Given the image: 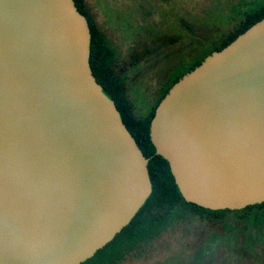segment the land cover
<instances>
[{"label":"water","instance_id":"1","mask_svg":"<svg viewBox=\"0 0 264 264\" xmlns=\"http://www.w3.org/2000/svg\"><path fill=\"white\" fill-rule=\"evenodd\" d=\"M90 36L74 0H0V264H79L151 192ZM149 129L186 201L264 202V17L174 82Z\"/></svg>","mask_w":264,"mask_h":264},{"label":"trees","instance_id":"2","mask_svg":"<svg viewBox=\"0 0 264 264\" xmlns=\"http://www.w3.org/2000/svg\"><path fill=\"white\" fill-rule=\"evenodd\" d=\"M74 3L84 14L79 0ZM263 17L264 4L247 13L242 26L219 49ZM88 24L92 73L103 92L114 101L123 123L148 158L151 192L129 223L93 256L79 264H120L176 223L204 227L201 232L194 230L197 239L187 245V253L178 255L177 264H264V202L240 209H208L188 202L179 192L168 161L155 153L149 135L151 118L158 102L182 74L169 76L170 80L164 84L150 112L144 117L137 116L122 73L113 65V46L99 34L91 21Z\"/></svg>","mask_w":264,"mask_h":264},{"label":"rangeland","instance_id":"3","mask_svg":"<svg viewBox=\"0 0 264 264\" xmlns=\"http://www.w3.org/2000/svg\"><path fill=\"white\" fill-rule=\"evenodd\" d=\"M137 3L113 0V5L99 3L94 10L105 14L99 31L115 50L113 65L122 73L134 113L144 117L161 93L168 68L174 69L175 62L183 58L174 70L177 72L182 65L213 49L211 40L216 41V37L205 43L196 39V35H202L203 26H212L216 36L222 30L232 31L246 13L264 4V0H147L145 12ZM192 50L195 52L191 58H181ZM194 230L201 232L204 227L176 223L120 264H177L178 255L187 253V245L196 241Z\"/></svg>","mask_w":264,"mask_h":264},{"label":"flooded vegetation","instance_id":"4","mask_svg":"<svg viewBox=\"0 0 264 264\" xmlns=\"http://www.w3.org/2000/svg\"><path fill=\"white\" fill-rule=\"evenodd\" d=\"M108 1L113 5V0H94L93 2H91L90 0H79V6L84 11V14L83 15L86 17L87 22L88 21H91V23L98 29L99 34L104 39H106V38L104 37L103 33L99 31V27H100V25L103 22V19L105 17V14L103 12L98 13L94 9H96V6L99 5V3H103L104 4V2H106L109 5V2ZM123 1L125 2L127 0H123ZM128 1H130V0H128ZM137 2H138L136 4L137 6L144 7V8H142V10L147 9V0H137ZM130 9L132 10V6H130ZM231 10H233V12L235 11L232 7H231ZM144 12H145V10H144ZM141 15H144V13L142 11H141ZM245 15L241 18V20L238 21V24L234 27V29L232 31L225 32L224 30H222V33L219 36H216L214 34V32H212L213 31L212 28H211L212 26L211 27L208 26V25L207 26H203L204 27V30L202 31V35H196L197 36L196 39L200 43H205L207 41H210L212 38H215L216 37L217 38L216 41L211 40V41L214 42L213 49L210 50L209 52H207L206 54H204L201 58H197L194 61L190 62L189 64L182 65V67L179 69V71L175 72L174 70L177 67V65H179L181 63V60L183 62V58L182 57H184V56H190V58H191L195 51L192 50V51L186 52L185 54H182V56H181L182 59L175 62V65H174L175 68L172 69V67H170L164 73V75L166 77L164 79V84L167 83L170 80L169 79V76L175 75V74L177 75L179 73H181L183 75L184 73H186L187 71H189L190 69H192L193 67H195L196 65H198L206 55L210 54L214 50H218L219 49V46L222 45V43L225 42L229 38L230 35H232L236 30H238V28L240 26H242V24H243V22L245 20V18H244ZM107 20H109L108 17H107ZM140 20H143L141 16H140ZM111 22H113L112 19H111ZM99 23H100V25H99Z\"/></svg>","mask_w":264,"mask_h":264}]
</instances>
